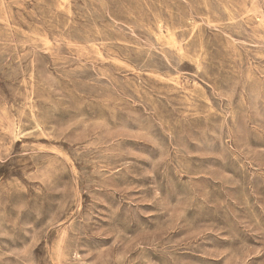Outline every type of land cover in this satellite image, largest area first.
Wrapping results in <instances>:
<instances>
[{
    "label": "rangeland",
    "instance_id": "rangeland-1",
    "mask_svg": "<svg viewBox=\"0 0 264 264\" xmlns=\"http://www.w3.org/2000/svg\"><path fill=\"white\" fill-rule=\"evenodd\" d=\"M0 264H264V0H0Z\"/></svg>",
    "mask_w": 264,
    "mask_h": 264
}]
</instances>
